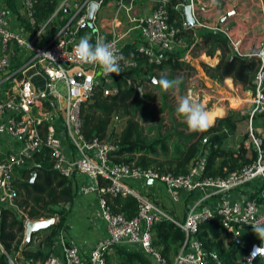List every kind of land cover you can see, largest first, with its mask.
Wrapping results in <instances>:
<instances>
[{
    "label": "built area",
    "instance_id": "built-area-1",
    "mask_svg": "<svg viewBox=\"0 0 264 264\" xmlns=\"http://www.w3.org/2000/svg\"><path fill=\"white\" fill-rule=\"evenodd\" d=\"M35 1L22 0L19 11L31 24L34 22ZM105 1L58 0L50 18L66 10V19L49 42L41 45L45 24L38 26L29 38L24 37L10 28L4 1L0 0V76L3 75L0 81L3 84V96L0 97V132L8 131L21 142V146L15 151L0 152V211L3 206H15L14 168L21 166L35 150L45 145L51 149L55 168L67 176L76 171L92 182L84 190L96 191L100 195L101 218L105 222L106 235L93 245L86 258L82 256L78 247L66 242L62 230L56 235L59 255L52 252L42 264H106L105 253L112 244L140 248L153 264H206V252L197 237L198 224L215 214L219 216L221 225L234 238L243 235L242 229L245 226L256 232L259 240L249 245L245 256L247 262L256 257H264V252H255L258 248L264 249V239L260 238V231L264 230L263 204L250 195L252 192H248L242 200H229L224 197L226 192L238 189L252 180H257L258 188L264 183L262 138L256 134L253 127L254 114L264 113V95L261 93L264 86V41L251 50L241 51L242 42L233 35L230 28L221 23L200 20L196 13V2L187 1L186 5L192 10L194 24L188 26L186 19H183L181 23L183 27L221 32L228 39L233 54L256 56L261 61L254 78L256 85L254 105L246 112L248 114L246 131L257 155L252 163L225 178H201L200 166L193 167L187 175L159 174L150 168L134 167L112 160L110 152L116 147L111 142L98 138L84 140L80 133L82 123L80 108L83 103L93 100L97 87H101L102 95L117 94L119 88L116 78L137 66L135 60L127 58L123 53L125 39H128L132 30L137 31L140 40L136 49L142 52L149 62H158L163 52H174L179 47H185L182 58L191 64L197 51L194 45L200 39L196 36L195 42L186 46L182 38H176L179 28L168 21V12L164 5L167 0H155L150 12L130 18L132 26L126 32L119 34L112 25L109 36L102 38L123 57L120 61L122 71L119 75L104 74L96 65L81 63L72 50L78 42L79 30L86 26L89 4L95 2L97 5L93 16L95 20ZM261 12H264V4L261 6ZM98 38H101L100 33L96 32L93 36L94 42ZM14 45L27 47L31 55L22 66L11 69ZM39 61L46 62L42 69L49 80L44 91H34L30 82L23 76L26 65ZM125 79L127 85L132 84L131 76ZM56 83L63 85V93L55 89ZM186 96L195 98L204 107L221 99L213 90L205 88L193 75L189 79ZM47 103L50 104L52 111L44 108ZM60 114L62 122L58 125ZM5 115L6 121L3 119ZM112 121L116 123L120 119L114 115ZM40 125L44 131L40 130ZM63 136L71 143L75 152L74 157L67 162L63 154ZM206 142V137L201 139V144ZM104 181L106 185L101 183ZM148 181L162 184L172 200H178L180 193H190L197 189L208 190V197L217 195L221 198L213 207L202 206L201 201H197L187 208L183 220L180 221L169 216L161 207L138 192L136 185ZM104 193L134 195L138 200L136 215L127 218L122 213L113 212L103 196ZM258 198L264 201V193L259 192ZM161 218L173 221L184 233L183 242L170 263L152 245V225ZM40 240L41 236H34L31 239L33 245H40ZM0 251L4 253L1 245ZM6 257L8 264H15L9 255L6 254ZM212 257L217 260L215 255Z\"/></svg>",
    "mask_w": 264,
    "mask_h": 264
},
{
    "label": "trees",
    "instance_id": "trees-1",
    "mask_svg": "<svg viewBox=\"0 0 264 264\" xmlns=\"http://www.w3.org/2000/svg\"><path fill=\"white\" fill-rule=\"evenodd\" d=\"M3 1L12 10H16L15 0ZM187 1L167 0L164 4L169 23L179 28L176 38H182L187 46L195 42L198 36L200 40L195 43V50L202 51L208 57L219 52V61L215 66L202 64L205 75L217 82L230 78L233 83L240 84L255 96L254 78L261 66L260 59L233 54L228 39L221 32L183 27L181 23L185 19L184 6ZM57 4L58 0H36L33 24L23 21L26 28L33 32L45 24L41 45L49 42L63 23L57 19L59 15L50 18ZM91 42L95 43L93 38ZM260 42L251 45L248 50ZM240 49L246 50L243 44ZM184 50L185 47H179L174 52H163L158 62H149L136 46L125 44L124 55L135 60L137 66L116 78L119 88L117 94L102 95L101 87H97L93 101L81 105L80 133L84 140L98 138L111 142L116 147L110 152L112 160L134 167L150 168L159 174L187 175L193 167L200 166L201 178H225L252 163L257 154L247 131L239 134L235 147L226 145L229 132L236 133L247 126L248 114L228 110L224 117L216 119L214 126L204 133L190 132L183 118L177 116L175 108L180 98L186 96L189 79L195 73L194 67L182 58ZM16 56L18 54H12L11 69L19 67ZM161 75L170 79L180 77L183 83L179 89L162 91L152 83L154 77L158 79ZM127 76L133 78L130 85L126 84ZM139 88L143 95L138 91ZM261 93L264 95V86ZM114 115L124 118L118 131L110 129ZM256 118L263 119L264 128V113L254 114L253 123ZM39 128L44 131L41 125ZM255 132L261 136L264 149V131L258 133L255 129ZM204 137L207 142L201 144ZM24 161H28L27 167L19 170L18 166L13 170L15 206H3L0 211V245L4 251H0V264H8L6 254L15 264H42L53 252L54 238L63 230L76 195L73 175L67 176L54 167L49 147L42 145ZM32 172H35L33 178ZM101 183L106 185L105 181ZM259 192L264 193V183L250 194L264 206V201L258 198ZM103 196L113 212L122 213L127 218L136 215L138 200L134 195L104 193ZM54 215L58 220L43 229L42 236L37 234L41 236L40 245H33L31 240L23 245L27 220ZM242 233L239 238L232 237L221 225L217 214L200 222L197 237L206 252V264H264V257L246 261L249 245L259 240V237L248 226L242 229ZM151 237L152 245L170 263L183 242L184 233L173 221L161 218L152 225ZM105 261L106 264H153L140 248L119 244H112L107 249Z\"/></svg>",
    "mask_w": 264,
    "mask_h": 264
},
{
    "label": "crops",
    "instance_id": "crops-1",
    "mask_svg": "<svg viewBox=\"0 0 264 264\" xmlns=\"http://www.w3.org/2000/svg\"><path fill=\"white\" fill-rule=\"evenodd\" d=\"M155 0H152V2ZM197 4V17L202 21L221 23L231 29L233 35L241 40L243 46L246 48L244 51H248L259 41H264V12H261V6L264 4V0H194ZM22 0H15L16 10H12L8 5L3 2L9 20L10 28L22 34L24 37L29 38L33 31L26 28L23 21L26 22V18L23 14H20ZM110 4L106 0V5ZM102 8L98 11V14L93 20L95 25V33L88 25L79 30L83 32H91L93 36L99 33L96 22L101 21L104 23L101 12ZM150 12V11H149ZM62 13L67 16V11ZM185 14V12H184ZM60 17V16H58ZM88 28V29H85ZM111 30V29H110ZM110 30L103 31L104 35L109 36ZM82 32V33H83ZM125 44H133L137 46L139 43V36L137 31L132 30ZM80 34L78 33V36ZM252 45V46H251ZM0 49H1V37H0ZM19 66H22L24 62L30 58V50L25 46L14 45V53ZM219 61V52L216 51L213 57L206 56L202 51H196L193 55L191 65L195 69L194 78L199 81L205 88L213 90L217 93L219 99L216 103L209 104L205 107L209 110L214 119L222 118L225 116L227 108L232 110H241L247 112L250 110V106L254 105L255 96L248 90L242 87L240 84L233 83L232 79L225 78L222 82H217L209 79L202 68V64L215 66ZM16 62H14L15 64ZM46 66V62L39 61L29 65H26L23 71V76L30 82L34 91H44L47 89L48 78L43 73L42 67ZM0 76V81L3 79ZM56 90L63 93V85L56 83ZM3 96V84L0 83V97ZM239 101H238V100ZM251 104V105H250ZM211 105V106H210ZM46 110L52 111L50 104H45ZM246 109V110H245ZM218 111L219 113L215 112ZM62 114L58 122H62ZM6 121L7 116H4ZM254 129L258 133L264 131L263 119L256 118ZM61 129V128H60ZM59 129V130H60ZM229 134V133H228ZM227 134V135H228ZM234 139L240 137L238 131L233 133ZM229 136V135H228ZM63 154L65 161L71 160L74 156V149L71 147L67 139L63 136ZM237 144V143H236ZM226 145L229 147L228 142ZM21 146L19 138L12 136L8 131L0 132V152L15 151ZM18 166H16L17 169ZM15 169V170H16ZM73 180L76 185V195L74 197L71 209L68 213L67 219L64 223L63 233L65 240L68 244L78 247L83 257L88 256L90 249L93 245L102 237L106 235V226L104 220L101 218V209L99 204L100 195L96 191L85 192V188L91 185V181L86 176L78 174L76 171L72 173ZM250 186V183L247 184ZM246 187L240 188L246 190ZM136 189L141 195L146 196L154 204L161 207L169 216L174 217L176 220H183L188 207L201 201L202 206L213 207V205L220 200V196H209L208 190L197 189L190 193H180L178 200H172L166 193L165 188L158 182L148 181L140 182L136 185ZM240 190V191H241ZM238 192V189L231 190L224 194V197L229 200H242L246 197L247 192ZM251 192V191H250ZM205 198V199H204ZM51 219L52 223L58 220L56 215L48 218H41L39 220ZM31 221L27 220L26 222ZM51 223V224H52ZM26 224V223H25ZM43 235L42 230H38L31 234V239L34 236ZM25 231L23 236L24 243ZM30 239V240H31ZM57 236L54 238L53 253L59 255V244L56 243ZM33 244V243H32Z\"/></svg>",
    "mask_w": 264,
    "mask_h": 264
},
{
    "label": "clouds",
    "instance_id": "clouds-1",
    "mask_svg": "<svg viewBox=\"0 0 264 264\" xmlns=\"http://www.w3.org/2000/svg\"><path fill=\"white\" fill-rule=\"evenodd\" d=\"M72 51L81 63L96 65L104 74L119 75L122 71L120 65L122 55L118 54L112 45L102 38L92 43L87 35L82 36ZM152 83L160 90L167 92L170 89H179L183 80L180 77L170 79L161 75L158 79L154 77ZM138 91L142 94L141 90ZM175 112L177 116L183 118L187 129L193 133H204L215 123L212 113L198 100L189 96L180 98ZM260 238L264 239V230L260 231ZM255 252H264V249L258 248Z\"/></svg>",
    "mask_w": 264,
    "mask_h": 264
},
{
    "label": "rangeland",
    "instance_id": "rangeland-1",
    "mask_svg": "<svg viewBox=\"0 0 264 264\" xmlns=\"http://www.w3.org/2000/svg\"><path fill=\"white\" fill-rule=\"evenodd\" d=\"M108 1L110 2L109 6H108V4L106 5V1H105V4L103 5L102 12H101L102 18L104 19V23L102 24L101 21L96 22V27H98L101 38L106 37L104 35L105 33H103V31L110 30L112 25L116 27L115 29L119 34L126 32L128 30V28L132 26L131 22L129 21L130 18L145 15L149 11H151V9L154 6V1L152 2V0H108ZM58 15L60 17L57 18V15H56V18L59 21L64 22V20L66 19L65 14L60 12ZM85 35H87L90 38V40L93 38V34L91 32H83L78 36V40L82 36H85ZM258 45H260V44H258ZM11 59H12V55H11ZM193 76H194V74H193ZM250 108H251V106H250ZM228 110H232V109H230V107H229V108H227L226 112ZM215 112L219 113L218 111H215ZM246 112H247V110L245 111V113ZM118 117L120 119L119 122L114 123V121L111 120L110 129L114 128L115 131H118L120 129V127H122L123 122H124V118H123V116H120V115ZM254 126L255 125H253V127ZM245 131H246V126L240 128L238 133L244 134ZM228 135L229 136H227V142H228L229 146L235 147L236 143L238 142L237 138L234 139V137H233L234 134L231 132H229ZM27 166H28V161L27 162L24 161V163L19 167V170H21L22 168H25ZM249 183H250V186H247V184H249ZM249 183L239 187L238 192L245 191L248 193L250 191L254 192L258 189L257 180H252ZM246 186H247L246 190L240 189V188H243Z\"/></svg>",
    "mask_w": 264,
    "mask_h": 264
},
{
    "label": "water",
    "instance_id": "water-1",
    "mask_svg": "<svg viewBox=\"0 0 264 264\" xmlns=\"http://www.w3.org/2000/svg\"><path fill=\"white\" fill-rule=\"evenodd\" d=\"M97 8V5L95 2H91L88 6V16H87V23L86 25H88L91 29H93L94 33H95V25L93 23V16H94V12ZM184 12H185V19L187 22L188 26H191L194 24V18L192 16V10L191 7L189 5H186L184 7ZM139 90H141V88H139ZM93 100L89 101L92 102ZM207 149V148H205ZM35 172H32V178L34 177ZM52 223L51 219L48 220H31L26 222L25 224V239H24V243L23 245H26L30 242L31 239V234L34 232H37L38 230H43L45 228H47L50 224Z\"/></svg>",
    "mask_w": 264,
    "mask_h": 264
}]
</instances>
